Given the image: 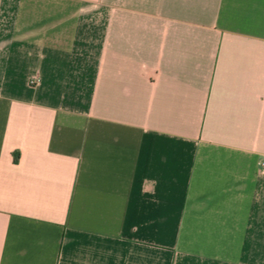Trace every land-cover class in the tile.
Masks as SVG:
<instances>
[{
  "label": "crops",
  "instance_id": "0c3cea01",
  "mask_svg": "<svg viewBox=\"0 0 264 264\" xmlns=\"http://www.w3.org/2000/svg\"><path fill=\"white\" fill-rule=\"evenodd\" d=\"M0 264H264V0H0Z\"/></svg>",
  "mask_w": 264,
  "mask_h": 264
},
{
  "label": "built area",
  "instance_id": "2783aa9c",
  "mask_svg": "<svg viewBox=\"0 0 264 264\" xmlns=\"http://www.w3.org/2000/svg\"><path fill=\"white\" fill-rule=\"evenodd\" d=\"M37 81L38 79H34V78L31 80L32 83H36Z\"/></svg>",
  "mask_w": 264,
  "mask_h": 264
}]
</instances>
